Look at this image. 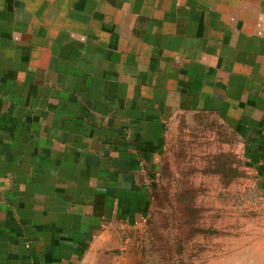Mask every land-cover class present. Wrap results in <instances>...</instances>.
<instances>
[{
    "label": "crops",
    "instance_id": "0c3cea01",
    "mask_svg": "<svg viewBox=\"0 0 264 264\" xmlns=\"http://www.w3.org/2000/svg\"><path fill=\"white\" fill-rule=\"evenodd\" d=\"M199 112L264 163V0H0V264L102 253Z\"/></svg>",
    "mask_w": 264,
    "mask_h": 264
},
{
    "label": "rangeland",
    "instance_id": "374dc122",
    "mask_svg": "<svg viewBox=\"0 0 264 264\" xmlns=\"http://www.w3.org/2000/svg\"><path fill=\"white\" fill-rule=\"evenodd\" d=\"M250 143L213 113L176 115L149 216L82 264H264V163L250 165Z\"/></svg>",
    "mask_w": 264,
    "mask_h": 264
},
{
    "label": "trees",
    "instance_id": "16d2710c",
    "mask_svg": "<svg viewBox=\"0 0 264 264\" xmlns=\"http://www.w3.org/2000/svg\"><path fill=\"white\" fill-rule=\"evenodd\" d=\"M258 159H259V157H256L255 154H252L251 158H250V165H254V163H256L258 161ZM156 187H157V183H156V180H155L154 185L152 187L153 199L155 198V195H156ZM149 214H150V210H149Z\"/></svg>",
    "mask_w": 264,
    "mask_h": 264
}]
</instances>
